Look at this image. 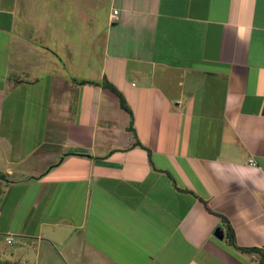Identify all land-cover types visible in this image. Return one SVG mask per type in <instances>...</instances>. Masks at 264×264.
Masks as SVG:
<instances>
[{
    "label": "crops",
    "instance_id": "0c3cea01",
    "mask_svg": "<svg viewBox=\"0 0 264 264\" xmlns=\"http://www.w3.org/2000/svg\"><path fill=\"white\" fill-rule=\"evenodd\" d=\"M3 241L17 264H264V0H0Z\"/></svg>",
    "mask_w": 264,
    "mask_h": 264
},
{
    "label": "trees",
    "instance_id": "16d2710c",
    "mask_svg": "<svg viewBox=\"0 0 264 264\" xmlns=\"http://www.w3.org/2000/svg\"><path fill=\"white\" fill-rule=\"evenodd\" d=\"M105 84L112 90V91H114L117 95H118V97H119V99H120V103H121V106L123 107V108H125V109H128V107H127V104H126V100H125V98L123 97V95L111 84V83H109V82H105ZM230 232H231V228H230V230H229ZM230 241L235 245L236 243H235V238H234V234H233V231L231 232V234H230ZM241 249H243V250H248V251H256V250H258V248H256V247H253V248H241ZM0 264H8L7 262H3V261H0Z\"/></svg>",
    "mask_w": 264,
    "mask_h": 264
},
{
    "label": "built area",
    "instance_id": "2783aa9c",
    "mask_svg": "<svg viewBox=\"0 0 264 264\" xmlns=\"http://www.w3.org/2000/svg\"><path fill=\"white\" fill-rule=\"evenodd\" d=\"M117 13H118V10H115L114 14H117ZM114 19H116L115 15H114ZM6 240L9 244H15L16 243V240L13 236H7ZM20 264H32V263L25 260V261H22Z\"/></svg>",
    "mask_w": 264,
    "mask_h": 264
},
{
    "label": "rangeland",
    "instance_id": "374dc122",
    "mask_svg": "<svg viewBox=\"0 0 264 264\" xmlns=\"http://www.w3.org/2000/svg\"><path fill=\"white\" fill-rule=\"evenodd\" d=\"M0 245H1V247H3V248H7V247L9 248V247H10L9 245H15V244H9V245H8L6 242L3 241V242H0ZM14 247H15V246H14ZM10 248H11V247H10ZM34 253H35V251H33V254H34ZM43 257H44V256H43ZM21 262H22V261H21ZM21 262H20V263H21ZM20 263H19V264H20ZM8 264H17V263H8Z\"/></svg>",
    "mask_w": 264,
    "mask_h": 264
}]
</instances>
